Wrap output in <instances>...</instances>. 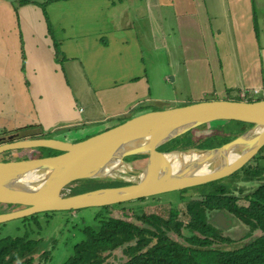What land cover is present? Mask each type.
Masks as SVG:
<instances>
[{
	"label": "crops",
	"instance_id": "crops-1",
	"mask_svg": "<svg viewBox=\"0 0 264 264\" xmlns=\"http://www.w3.org/2000/svg\"><path fill=\"white\" fill-rule=\"evenodd\" d=\"M20 2L0 0V144L104 126L85 139L120 124L108 117L172 108L133 114L153 87L152 69L172 90L180 68L189 75L197 99L176 107L264 99V0ZM14 152L11 161L24 159Z\"/></svg>",
	"mask_w": 264,
	"mask_h": 264
},
{
	"label": "water",
	"instance_id": "water-1",
	"mask_svg": "<svg viewBox=\"0 0 264 264\" xmlns=\"http://www.w3.org/2000/svg\"><path fill=\"white\" fill-rule=\"evenodd\" d=\"M217 121L242 122L251 126L219 147L187 151L197 158L181 166L171 164L168 156L173 152L158 150L195 128ZM6 140L8 143L0 144V154L31 149L58 154L0 161V205L21 207L0 213V224L37 213L124 203L228 177L264 145V99L202 101L146 112L74 143L51 138L18 140L15 134ZM233 154L235 157L231 159ZM137 156L144 157V166L137 181L78 194L69 193L73 182L110 177L105 171L124 167L123 159ZM212 222L225 226V219L219 213L213 216Z\"/></svg>",
	"mask_w": 264,
	"mask_h": 264
},
{
	"label": "trees",
	"instance_id": "trees-1",
	"mask_svg": "<svg viewBox=\"0 0 264 264\" xmlns=\"http://www.w3.org/2000/svg\"><path fill=\"white\" fill-rule=\"evenodd\" d=\"M230 123L233 124L231 132L234 136L226 138V142L251 126L242 122ZM263 148L264 145L247 163L228 176L238 177L245 186L226 188L218 185V180L213 181L193 187L200 192L201 198L188 201L182 198V190H179L175 203L155 206L165 207V211L160 213L152 211L151 208L155 207L142 204L137 211L121 205L123 203L114 204L118 205L116 208L114 205L98 207L93 215L94 227L85 226L82 221L78 222L79 229L71 225L82 238L71 246V254L62 264H264ZM56 154L58 152L49 150L41 157ZM251 161L256 163L253 167L248 166ZM146 198L149 197L132 201L139 203ZM11 208L14 211L21 207ZM111 210H119V213L110 216ZM76 211L58 212H64L67 216L64 219L70 222L69 218ZM216 213L224 217V227L212 222ZM34 216L20 219L25 221L34 219ZM235 226L246 229L242 242L238 244L227 234ZM28 231L20 236L0 237V264L17 261L33 264V259L28 257L41 239L32 238L33 233L30 235ZM56 239H53L54 244ZM49 254L50 249L42 251L36 264L47 263Z\"/></svg>",
	"mask_w": 264,
	"mask_h": 264
},
{
	"label": "rangeland",
	"instance_id": "rangeland-1",
	"mask_svg": "<svg viewBox=\"0 0 264 264\" xmlns=\"http://www.w3.org/2000/svg\"><path fill=\"white\" fill-rule=\"evenodd\" d=\"M21 0H15L14 6H18V3ZM181 55L179 54L176 58L180 59ZM153 62V61H152ZM160 62V61H159ZM154 65H156L155 60L153 62ZM163 64L162 62L159 63ZM155 70H162V67L153 66ZM165 68H163L164 70ZM184 68H180L178 73V79L180 86L174 87L175 90H172L171 86L172 84H167L160 79V74L162 72H155L152 69V78H149L153 81L152 83V89L146 97L143 98L142 102L136 109L133 110V114L138 113L140 111L139 109H161L165 107H176L181 105V103H184L185 101L189 100H195L197 98H194V93H191L190 91V83H189V75H187L184 70ZM168 72H172L173 68L169 66L167 68ZM172 76V75H171ZM170 76V77H171ZM159 77V78H157ZM209 90V87H208ZM198 94V93H197ZM158 97H163V100H156ZM231 98V94L229 95ZM252 98L257 99L261 98V95L255 96L252 94ZM164 99H167L168 101H165ZM236 99V98H235ZM144 111V110H142ZM161 111V110H160ZM146 113V112H145ZM85 115V114H84ZM104 116V115H103ZM94 117H100L99 113L96 112ZM110 118V119H109ZM128 117L126 116H117V117H108V121L113 123H122L126 121ZM131 118V117H130ZM129 118V119H130ZM126 119V120H124ZM117 120V122H115ZM110 124H107L108 127ZM233 124L226 121H217L212 122L209 124H206L204 126L195 128L194 130H191L190 132L185 133L184 135L175 138L172 141H169L168 143H165L162 145V149L165 151H172L171 155L173 157H177L176 161L179 164L183 161H187L189 159V155L186 152L192 150H204V149H211L216 148L226 143V138H229L231 136H234L233 132H231ZM104 126L100 123H94L87 126H81L76 128H71L68 134V137H64L65 131H56L52 132L50 134L44 135V138H56V139H65L64 141H74L82 139L84 136L86 137L88 134H93L101 130ZM39 130L41 132H44V128L40 125L38 126ZM80 129H83L80 131ZM98 134V133H97ZM96 135V134H94ZM92 135V136H94ZM91 137V136H89ZM88 138V137H87ZM86 139V138H85ZM84 140V139H82ZM230 141V140H229ZM78 142V141H77ZM228 142V141H227ZM200 147L201 149H198ZM204 148V149H202ZM187 149V150H186ZM40 150V149H37ZM264 151V148L262 149V152ZM21 156V158H30V157H37V153H40L42 155H45V151L40 150L37 153H32L30 155L29 150H20L17 151ZM54 151H52L53 153ZM180 152V153H178ZM234 155V154H233ZM17 157V153L14 151H8L6 153L0 154V161H10L13 158ZM17 159V158H16ZM123 165L124 167H118L114 170H111L110 177H95L90 179H81L76 182H73L69 188V193H82L85 191L97 189V188H103V187H116L121 186L124 184H129L135 182V180L140 176L141 169L144 166V157L139 161L137 160H130L129 158L123 159ZM176 162V163H177ZM261 163V162H260ZM256 163L254 161H251L249 163V167H253ZM233 174V173H232ZM236 176V175H235ZM239 176V175H238ZM238 177H224L217 181V184L225 186L226 188H235L240 187L241 184L245 186L243 182L238 180ZM257 180V179H256ZM260 181V180H257ZM187 188L185 190H182V198L185 201L188 200H199L201 198V194L198 190ZM178 191L173 192H167L162 194L153 195V197L146 198L145 201L142 202H136V201H130L125 202L121 205H124L126 207L134 208L136 211L141 207V204L143 206H158L175 203L178 195L180 194ZM165 203V204H164ZM118 205H114L113 208H116ZM13 206H1L0 205V213L9 212L12 211ZM98 207H92V208H85L80 209L75 212V214L72 216V218H69L70 222L66 221L64 219V212H52V213H38L35 214L34 219H27V220H21V219H15L11 220L5 223L0 224V237H15L20 236L24 232L28 231L29 234L32 235V238L39 237L38 239H41V242L37 245V248L32 251L30 256L28 258L33 259V264H36L38 262V255L42 251H48L50 249L49 254V260L45 264H62L68 256L71 254V246L81 240L80 232H77L75 229H72V226H78L77 229H79L78 222L82 221V223L85 226L94 227L95 222L93 221V215L95 212H97ZM152 211L160 213L165 211V207H155L151 208ZM119 213V210H111L110 216L117 215ZM72 225V226H71ZM38 227V228H37ZM62 228V232H57ZM246 231V229L242 228L241 226H235L233 227L227 234L230 235L234 240H236L235 244L242 242L243 233ZM56 239V243L54 244L53 239ZM116 254V253H115ZM21 261H17L14 264H22Z\"/></svg>",
	"mask_w": 264,
	"mask_h": 264
},
{
	"label": "bare ground",
	"instance_id": "bare-ground-1",
	"mask_svg": "<svg viewBox=\"0 0 264 264\" xmlns=\"http://www.w3.org/2000/svg\"><path fill=\"white\" fill-rule=\"evenodd\" d=\"M187 150V149H186ZM169 157V159H170V161H171V164H173L174 166H181V165H183L184 163H186V162H189V161H192V160H194V159H196L197 157H196V155L195 154H191V156L189 155L188 157H189V159L187 160V161H182L181 163H180V161H179V164H178V162L176 161V158L175 157H173L172 155H170V156H168ZM233 157H235V155H231L230 156V158L232 159ZM177 162V163H176ZM115 169V168H114ZM113 169V170H114ZM110 173H111V171H105V174H109L110 175Z\"/></svg>",
	"mask_w": 264,
	"mask_h": 264
},
{
	"label": "flooded vegetation",
	"instance_id": "flooded-vegetation-1",
	"mask_svg": "<svg viewBox=\"0 0 264 264\" xmlns=\"http://www.w3.org/2000/svg\"><path fill=\"white\" fill-rule=\"evenodd\" d=\"M158 150H160V151H162V152H165V153H171L172 151H165V150H163L162 149V147H159V149ZM46 154V153H45ZM171 155V154H170ZM176 158V157H175ZM137 161H139V160H137ZM138 179V178H137ZM137 179H136V181H137Z\"/></svg>",
	"mask_w": 264,
	"mask_h": 264
},
{
	"label": "clouds",
	"instance_id": "clouds-1",
	"mask_svg": "<svg viewBox=\"0 0 264 264\" xmlns=\"http://www.w3.org/2000/svg\"><path fill=\"white\" fill-rule=\"evenodd\" d=\"M31 150H33V149H31ZM40 150H43V149H40ZM45 151V150H44ZM46 152V151H45ZM39 155H38V157H40V156H42V154H40V153H38ZM30 158H37V157H30Z\"/></svg>",
	"mask_w": 264,
	"mask_h": 264
}]
</instances>
